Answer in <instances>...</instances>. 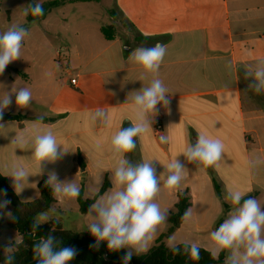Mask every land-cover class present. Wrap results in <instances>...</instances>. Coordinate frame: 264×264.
Listing matches in <instances>:
<instances>
[{
	"label": "crops",
	"instance_id": "obj_1",
	"mask_svg": "<svg viewBox=\"0 0 264 264\" xmlns=\"http://www.w3.org/2000/svg\"><path fill=\"white\" fill-rule=\"evenodd\" d=\"M84 3L66 2L58 8ZM93 4L92 16L72 29L53 28L51 20L60 21L59 16L50 18L53 11L40 19V36L47 38L49 34L57 41L40 40L42 46L55 45L54 58L28 60L24 55L28 50L26 37L23 59L19 64L11 62L0 75V96L8 92L13 101L4 115H19L0 120L5 125L0 128V173L16 193L11 178L4 175L6 166L16 163L27 169L28 184L16 193L23 202L40 197L39 183L47 180L51 170L61 181L77 183L85 199L98 193L106 181L111 188L109 177L117 163L110 152L111 138L120 128L130 127V119L134 120L132 92L150 83V79L138 80L141 70L128 56L137 47H151L160 41L166 45L167 54L159 78L168 88L170 103L157 106L159 113L153 118L152 128L135 138L137 147L127 157L134 163L154 160L159 174L176 156L189 168L179 189L161 187L156 197L161 209H168L169 214L149 249L168 229L177 193L185 189L190 191L194 214L171 236L178 244L190 241L206 249L223 205H231L224 199L229 188L240 189L248 196L256 193L253 197L264 203V163L251 170L247 166V161L257 156L264 159V92L257 94L249 89L250 81L244 76L248 66L264 61V0H102ZM62 19L68 20L64 13ZM12 24L16 23L9 16L6 30ZM21 25L28 29L26 20ZM107 25L115 27L111 39L102 32ZM135 35L146 40L136 43ZM229 62L231 68L227 67ZM71 79H77L78 85H72ZM20 87L32 92L28 108L15 104L12 88ZM101 107L108 114L107 125L92 124L89 114ZM38 117H43L41 127L51 129L68 151L62 160L47 163L43 172L32 162L31 145L14 150L10 144L17 133L31 129ZM158 123L162 134L170 137L168 144L159 143V135L155 134ZM198 132L219 138L225 145L220 167H213L221 197L215 192L212 174L187 163L180 154L188 142H195ZM163 181L164 175L161 185ZM70 212L76 217L72 218ZM87 213H81L77 197L64 203L56 200L37 217L47 215L49 221L57 220L65 229L82 232L90 223Z\"/></svg>",
	"mask_w": 264,
	"mask_h": 264
},
{
	"label": "clouds",
	"instance_id": "obj_2",
	"mask_svg": "<svg viewBox=\"0 0 264 264\" xmlns=\"http://www.w3.org/2000/svg\"><path fill=\"white\" fill-rule=\"evenodd\" d=\"M29 14L34 17L44 14L40 0H31L24 8L23 15L26 17ZM28 35L29 30L21 24H12L6 31L0 33V75L11 62L21 58L23 41ZM166 54L167 47L160 41L151 47L140 46L130 51L128 60L141 70L138 80L150 79V83L132 92L130 108L134 120L130 119L131 126L120 128L110 141V152L117 161L109 177L112 186L94 200L86 215L90 220L87 230L95 238L92 247H98L102 242H106L110 251L118 252L125 249L123 264H130L134 255L146 252L154 241L159 227L167 223L168 209L162 210L160 204L156 202L161 187L175 191L189 174L187 164L177 159V156L167 163L163 174L158 173L152 159L134 163L127 157V154L137 147L135 138L139 139L152 128L153 118L159 113L157 106L166 107L170 103L168 88L159 78V70ZM227 67L231 68V62ZM244 76L250 81L247 85L249 89L257 94L264 92V61L258 62L255 66H248ZM12 93H15V104L18 108L30 106L32 92L29 88H12ZM12 102L10 93L5 92L0 96V120ZM88 118L92 124L108 123V114L102 107L91 112ZM32 123L31 129L17 133L10 144L14 146V150L31 145L32 162L39 172H43L47 163L62 160L68 151L57 142L56 135L51 129L45 130L41 127L43 117H38ZM4 127L5 125L0 123V128ZM158 140L160 144H168L170 137L160 134ZM96 147L99 148V145ZM224 150L225 145L221 139L198 132L195 142H188L180 154H183L187 163L205 170L209 167H220ZM262 163L264 159L257 156L247 161V166L251 170ZM4 175L11 178L12 185L19 194L25 188L24 185L28 184L30 174L24 166L13 163L6 166ZM46 185L50 187L54 199L60 203L80 195V186L73 180L61 181L55 170L47 172ZM0 195L6 196V191ZM224 199L232 208L223 222L211 231L206 250L210 251L213 259H218L221 253H225L224 264H264V210H262L264 203L248 196L240 189L232 188L227 190ZM9 203L7 199H0V216L4 215L2 210L6 209ZM193 214L192 208L187 209L181 217L182 222H190ZM48 221L47 215L34 221L32 233H36L39 225ZM168 243L173 254L182 251L190 259L199 260L200 246L197 243L183 241L181 247L174 235L169 237ZM19 244L20 241L15 240V243L3 245V264H15V252ZM59 245L60 241L52 234L40 237L32 246L33 259L37 264H70L78 254L77 249Z\"/></svg>",
	"mask_w": 264,
	"mask_h": 264
},
{
	"label": "trees",
	"instance_id": "obj_3",
	"mask_svg": "<svg viewBox=\"0 0 264 264\" xmlns=\"http://www.w3.org/2000/svg\"><path fill=\"white\" fill-rule=\"evenodd\" d=\"M102 0H49L43 2L44 14L39 17H34L31 14L27 16L28 21H36L44 19L53 9L58 8L66 2H100ZM113 16H116L115 11H111ZM102 32L108 39L113 38L115 27L107 25L102 27ZM136 43L146 40L142 35H135ZM19 115H3V118H17ZM213 176L214 188L218 197H221V188L214 176L213 167L207 168ZM109 183L106 181L98 193L92 198L85 199L83 192L80 190L78 202L82 214L88 212L89 206L94 202L99 195H102L108 188ZM40 197L30 202L21 201L13 189L7 182V179L0 173V193L6 191V196H3L10 201L11 204V218L8 220V225L16 230L21 236L18 250L15 252V264H37L33 259V244L39 240L40 237H47L52 234L60 241V247L72 246L77 249L78 254L70 262V264H123L122 257L126 250L121 249L118 252L110 251L107 248V243L102 242L98 247H92L95 244V238L88 230L82 232H75L73 230L65 229L57 220H50L39 225L36 233H32V224L36 221V217L47 211L56 202L50 187L46 185V179L39 183ZM253 193L249 196H254ZM247 198V197H245ZM177 203L174 209L170 211L169 227L159 237L156 238L153 246L146 252L137 256H133L130 264H224L225 253H221L218 259H213L210 251L200 248L199 260H192L182 251L179 254H173L167 246L166 241L169 237L180 228L182 224L181 217L185 211L192 206L191 195L188 189L180 190L177 193ZM223 213L217 220L215 228L223 222L225 214L232 207L231 205H223ZM15 243V242H13ZM182 247V244H181ZM106 254V257H105ZM4 254L0 252V264H3Z\"/></svg>",
	"mask_w": 264,
	"mask_h": 264
},
{
	"label": "rangeland",
	"instance_id": "obj_4",
	"mask_svg": "<svg viewBox=\"0 0 264 264\" xmlns=\"http://www.w3.org/2000/svg\"><path fill=\"white\" fill-rule=\"evenodd\" d=\"M46 0H40V2H43ZM31 3V0H0V33H3L6 30V26L8 24V17L11 16L12 21L16 24H23V22L26 20L27 27L29 30V35L27 36L26 45L28 47V50L24 53V55L27 56L28 60H52L56 54L55 51V42H57L54 39V36L47 35L48 39H53L54 44L53 47H46L42 46L40 43V40L47 39L44 35L40 36V32L38 31L41 27V21H28L27 16L25 17L23 15L24 8L28 6V4ZM93 2H87L84 3L83 6H66V8H55L53 9V15L50 17L51 19H54V17L59 16L60 21H52V27L59 29L69 28L72 29L73 26H77L81 22H86L88 17L92 16L91 13L94 12ZM74 7H77L75 9ZM10 8L11 12H8L7 9ZM61 9V10H60ZM62 13L65 14V17L68 18V20L62 19ZM117 15V14H116ZM85 20V21H84ZM62 33V32H60ZM80 39H83L84 36L80 35ZM23 59V53L20 59H17L13 62H18ZM0 199H6L3 196H0ZM11 204L9 203L6 209H3L4 215L0 216V252H3V245L9 243V242H15V240L21 239L19 233L12 229L8 225V220L11 218V215H8V213L11 214ZM70 216L72 218L76 217L74 215V212H70ZM40 220V216L36 218V221ZM8 241V242H6Z\"/></svg>",
	"mask_w": 264,
	"mask_h": 264
},
{
	"label": "built area",
	"instance_id": "obj_5",
	"mask_svg": "<svg viewBox=\"0 0 264 264\" xmlns=\"http://www.w3.org/2000/svg\"><path fill=\"white\" fill-rule=\"evenodd\" d=\"M71 84L74 85V86H77L78 85V80L77 79H71ZM162 125L161 124H156L155 126V134L156 135H160L162 134Z\"/></svg>",
	"mask_w": 264,
	"mask_h": 264
},
{
	"label": "water",
	"instance_id": "obj_6",
	"mask_svg": "<svg viewBox=\"0 0 264 264\" xmlns=\"http://www.w3.org/2000/svg\"><path fill=\"white\" fill-rule=\"evenodd\" d=\"M105 257H106V254H105Z\"/></svg>",
	"mask_w": 264,
	"mask_h": 264
}]
</instances>
